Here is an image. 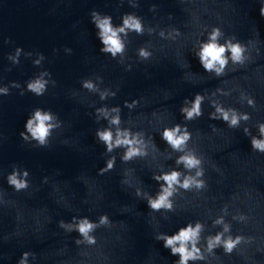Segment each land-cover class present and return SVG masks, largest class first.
Segmentation results:
<instances>
[{
  "label": "clouds",
  "instance_id": "1",
  "mask_svg": "<svg viewBox=\"0 0 264 264\" xmlns=\"http://www.w3.org/2000/svg\"><path fill=\"white\" fill-rule=\"evenodd\" d=\"M95 27L99 29V39L102 44L100 51L103 53H110L113 58L118 53H123L124 45L120 39V33H126V29L134 30L138 34H142L143 27L139 19L126 15L123 18V25L119 28H113L111 23L110 16H104L101 18L98 13L93 11L91 13ZM260 15L264 16V3L260 8ZM163 35V33H161ZM221 36L219 28H213L212 32L209 34L208 41L202 43L200 51L196 54L199 58L200 64L203 66L204 70L207 72H215L217 76L224 74V68L228 64V57L226 52L231 53V60L235 63H243L245 46L242 45L239 41L235 44L231 40L227 41L225 44L221 45L218 43V38ZM19 49H17V54ZM140 55L147 59L149 53L144 49L140 50ZM9 59H15L12 56L8 57ZM13 87H19L18 83H13ZM83 86L89 90H95L94 85L90 81H84ZM45 88V82L37 79L35 82H30L27 85L28 91L35 92L37 95H42ZM0 92L8 94L6 88H0ZM23 94V93H22ZM113 95H115L113 93ZM104 98V94H101V99ZM203 96L199 93L196 94L195 100L192 102V106L182 107L181 113L184 114L186 120H192L196 117L202 115L201 112V102ZM137 103V101H132L129 104L125 101V106L132 107ZM187 103V101H185ZM253 101L249 100V104H252ZM97 111L102 112L105 117L108 116V112L104 109H98ZM113 111H118V109H113ZM216 112L220 114V117H217L214 113L210 114V119L222 118L223 121L229 124V127H235L238 125L239 120H248L249 116L247 114H242L238 116L233 109L225 111L221 107H216ZM231 113V116L229 115ZM53 120V116L49 112H41L37 109L32 116H30L25 124L26 131H22L20 136L24 139H28V134L31 137L38 141L40 146H45L47 143V137L50 135V130L53 125L50 123ZM111 124L118 125V117H114L111 121ZM261 136H264V124L259 126ZM247 133V129L245 130ZM130 133L127 130L121 132L117 129L116 139L113 140V133L110 129H105L104 131H98L97 136L107 145V151L111 152L113 147L127 146V151L125 152L124 157L122 158L125 161L131 160L134 156L140 155V151L133 147L134 144L139 143L133 138H129ZM163 140H165L174 150L183 151L182 146L186 144V141L190 138V133L187 132L186 126L183 133H181V126L179 124L175 125L171 129H164L161 134ZM252 149L259 150L264 152V139L252 138L251 141ZM177 164H183L185 168L191 170L193 168H198L200 161L192 154H185L177 159ZM113 167V161H109L106 169H101L100 174L110 170ZM24 177L28 175V172H24ZM202 170L196 172V176H202ZM181 173L179 171L173 170L170 173H163L160 176H154V179L163 181V184H160V191L157 193L155 198L148 199V207L154 211H159L161 208L171 210L172 203L169 199L173 195L174 185L184 188L185 190L189 189L193 185L197 188L204 186V182L197 180L196 177L186 176L181 183L180 180ZM7 182L10 186L14 187L16 191L27 188V181L20 177L19 173L13 170L11 174L7 177ZM139 195V192L137 193ZM107 215H102L99 220V224L91 222L88 218H83L75 226V229L79 234L87 241L89 244H94L95 237L90 236L89 233L94 231L99 225L108 223ZM215 223H223V218L218 219ZM61 227H67L70 231L72 230L71 225H65L63 221L60 222ZM202 230V225L197 222L195 226L189 223L187 226L180 228L179 231L173 235L160 234L156 237L157 240L163 241V246L171 250L172 255H178L179 260L175 264H188L189 260L203 259V255L200 253V249L196 247L200 232ZM224 231H229L228 225L224 226ZM223 233H218L215 237L208 238V249H212L223 245L224 251L227 254H231L234 248L244 239L241 236H236L233 239L229 236L227 239L222 240ZM82 241L77 240L76 243L79 244ZM191 245V247H189ZM30 253H23L19 264H26L27 257Z\"/></svg>",
  "mask_w": 264,
  "mask_h": 264
}]
</instances>
